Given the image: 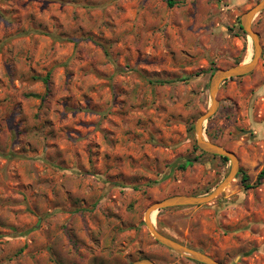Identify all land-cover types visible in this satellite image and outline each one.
Returning a JSON list of instances; mask_svg holds the SVG:
<instances>
[{"label":"rangeland","instance_id":"rangeland-1","mask_svg":"<svg viewBox=\"0 0 264 264\" xmlns=\"http://www.w3.org/2000/svg\"><path fill=\"white\" fill-rule=\"evenodd\" d=\"M261 2L0 0V264H200L145 212L230 173L195 126L214 75L252 61L242 19ZM253 26L261 59L204 126L239 173L213 202L152 217L223 264H264V11Z\"/></svg>","mask_w":264,"mask_h":264},{"label":"water","instance_id":"water-1","mask_svg":"<svg viewBox=\"0 0 264 264\" xmlns=\"http://www.w3.org/2000/svg\"><path fill=\"white\" fill-rule=\"evenodd\" d=\"M263 11H264V0H262L261 3H259L248 13H246L242 19V28L245 31V33L252 39L254 44V56L252 61L250 63L236 65L228 69L219 70L214 75L210 86L211 107L209 108L207 113H205L199 118L195 126L198 147L207 154L228 159L231 162L230 173L224 179V181L220 185H218V187H216V189L209 195L171 196L162 201L152 204L147 208L145 212V224L148 230L150 231V233L152 234V236L154 237V239L159 244L183 257H186L200 264H223V263L212 258L206 253L192 249L172 238L165 236L155 228L152 221V217L155 212L160 210L177 208V207L200 206L213 202L227 189V187L235 180L237 174L239 173L238 157L231 151L225 149L224 147L209 141L205 137L204 126L205 123L208 122L217 112L219 106V103L217 101V94L222 84L232 78H236L251 73L259 63V60L261 59L263 53V47L260 42L259 34L254 30L253 24L256 16ZM131 264H157V263L151 259H140L132 262Z\"/></svg>","mask_w":264,"mask_h":264},{"label":"trees","instance_id":"trees-1","mask_svg":"<svg viewBox=\"0 0 264 264\" xmlns=\"http://www.w3.org/2000/svg\"><path fill=\"white\" fill-rule=\"evenodd\" d=\"M170 4H172V3H170ZM209 136H210V134H209ZM213 137V136H212ZM224 161H229L228 159H226V158H223V157H221ZM264 177V170L259 174V177H258V181L259 180H261L262 178ZM243 182H246L247 180H248V178H247V176L245 175V176H243ZM245 187H247V188H249V185H246Z\"/></svg>","mask_w":264,"mask_h":264}]
</instances>
